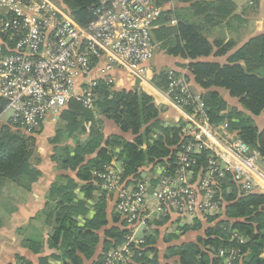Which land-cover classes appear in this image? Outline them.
Here are the masks:
<instances>
[{"label":"trees","instance_id":"1","mask_svg":"<svg viewBox=\"0 0 264 264\" xmlns=\"http://www.w3.org/2000/svg\"><path fill=\"white\" fill-rule=\"evenodd\" d=\"M100 1L62 0L73 20L83 28L95 20L94 11ZM177 1L190 4L189 9L186 13L183 9L175 13L177 26H169L172 13H164L158 22L160 30H153V40L163 42V49L169 55L192 60L189 69L200 87L205 90L225 89L231 97L239 99L243 110L256 117L264 115V34L246 43L229 58L227 65L198 62V59L215 52L218 56L227 54L233 43L225 44L218 39L211 43L208 37L225 23L230 25L234 20L241 19L234 16L236 8L233 0ZM168 74L163 72L158 75L157 87L167 90ZM99 83L98 101L94 107L97 115L114 121L123 133H132L135 140L127 142L115 136L103 147L105 138L96 113L76 101H71L60 116L63 129L58 131L53 141L57 145L53 160L61 165L63 171L74 173L76 180L63 176L52 186L44 218L51 228L48 244L58 250V258L63 264L90 261L102 242L100 232L109 226L110 220L113 227L104 231L103 253L94 264H101L109 251L126 242L129 230L126 222L115 212L114 196L97 187L93 178L94 171L104 170L112 164L115 148L121 149L118 157L125 179L139 181L143 173L154 170L158 165L172 172L182 145L189 140L183 134L184 125L165 126L158 119L159 110L146 93L115 92L104 82ZM201 97L212 124L219 126L227 122L231 132H236L253 151L264 157V130L259 132L251 117L237 109L224 113L228 106L217 93L207 92ZM6 106L7 102L0 99V115ZM89 123L92 124L89 137L81 142L79 135L87 133L86 125ZM36 135H27L11 123L4 125L0 122V189L6 181L26 179L27 186L38 181L41 173L36 167L40 162L36 153ZM70 140L76 141L73 151L68 144ZM144 146L145 150L142 149ZM207 154L203 152L199 156L197 170L206 167ZM225 174V178L220 180L216 197L221 201L219 213L207 219L210 226L204 230V236L199 237L196 243L168 248L167 259L177 257L180 264H220L219 252L235 249L240 252L236 264H264V195L245 194L233 175ZM77 190L83 194V199L77 196ZM94 200L95 204L89 205L88 201ZM109 200L113 203L112 216L109 214ZM199 221L201 219L187 225L183 233L201 231L203 225ZM168 222L166 218L147 222L149 230L144 244L132 247L133 264H160L156 247V236L160 235V231L152 232L151 229ZM234 234H239L246 243H240ZM169 237V240L176 238ZM27 245L36 254L40 253L42 243L38 238H30ZM41 262L47 264L48 259Z\"/></svg>","mask_w":264,"mask_h":264},{"label":"built area","instance_id":"2","mask_svg":"<svg viewBox=\"0 0 264 264\" xmlns=\"http://www.w3.org/2000/svg\"><path fill=\"white\" fill-rule=\"evenodd\" d=\"M162 0H101L95 20L79 26L55 0H0V99L7 102L1 116L27 135L39 133L48 118H59L71 101L93 109L99 81L94 66L107 60L106 70L119 67L145 79L156 45L153 30L163 13ZM167 94L187 113L182 145L171 172L158 165L150 178L125 179L122 163L94 171L95 185L114 196L115 212L126 222V242L101 264H133L132 247L144 244L137 230L148 221L171 214L187 220L215 217L221 201L217 191L230 173L245 194L264 195V163L227 122L212 124L201 96L185 75L169 72ZM207 152L206 167L198 159ZM151 174V171H149ZM240 243L246 240L233 235ZM238 250H221L220 264H236Z\"/></svg>","mask_w":264,"mask_h":264},{"label":"crops","instance_id":"3","mask_svg":"<svg viewBox=\"0 0 264 264\" xmlns=\"http://www.w3.org/2000/svg\"><path fill=\"white\" fill-rule=\"evenodd\" d=\"M250 1L249 5H255L256 7L259 0ZM233 2L236 8L234 16L240 18L237 5L234 0ZM161 4L163 7L161 17L166 12L172 13L171 21L168 24L169 26H177L178 22L175 13L182 9L184 10V13H186V10H188L190 6V4H183L177 0H162ZM158 22L156 23L155 30H160L161 26ZM240 24L243 23L239 20H234L230 25L225 23L222 27L215 29L208 37L211 43L215 42L217 39L224 41L225 44L230 42L233 43V48L230 49L227 54L218 56L215 52L213 55L200 58L197 61L203 63H215L222 66L227 65L229 58L239 51L246 43L254 37L264 34V32L254 34L252 31L250 32L244 27L245 24ZM154 43L156 45V50L153 58L149 62L148 73L145 79L135 78L131 76L127 70L119 67H114L112 70H106L108 67L107 60H101L94 66L91 78L93 80L104 82L115 92L139 91L149 94L159 110L158 119L164 123L165 126L175 127L184 125L185 128L188 123L187 113L177 108L171 102L167 90L160 89L156 85L158 75L163 72L166 74L174 72L179 75H185L188 78L195 95L203 96L207 92L217 93L228 106L227 111L224 113L229 112L231 109H237L252 118L259 132L264 130L263 114L258 117L252 116L250 113L243 110L239 99L231 97L230 93L225 89H203L195 82V78L190 72L189 65L192 63V60L181 56L169 55L167 51L163 49V42H155L154 40ZM87 110L96 113L95 108ZM96 118L97 120H100L102 124V135L105 138L103 147L110 138L115 136L121 137L127 142H134L135 136L132 133H123L114 121L107 119L106 117H100L97 113ZM91 127V123L86 125L87 133L79 135L78 140L84 142L88 139ZM61 129L63 128L60 124V117H50L43 126L42 131L35 136L37 141L36 153L40 161L36 167L41 173L37 182L31 184V186H27L28 181L26 179H23L20 182L6 181L0 189V264H45V262H41L44 259H48L47 264H63L60 260L61 258H58L60 256L58 250L50 248L48 244L51 228L46 225L44 218L47 198L52 186L60 182L63 176H69L76 180V175L74 173L63 171L61 165L53 160L55 155L54 150L57 147L53 141L55 140L58 131ZM151 143H153V141H151ZM68 144L73 151L76 147V141L70 140ZM142 149L145 150L146 146ZM113 152L115 157L113 158L112 163L119 167L121 161L118 156L121 153V149L117 147ZM95 156L96 155L93 157ZM261 166L264 167L263 163ZM153 173V171H151V174L145 172L147 178H150L149 175H153ZM142 176H144V173ZM76 194L79 198L83 199V194L79 190L76 191ZM98 197L99 194L96 198ZM107 198L109 199L108 196ZM88 202L89 205L92 206L95 204L96 200ZM108 203L109 214L112 216L113 203H111L110 200ZM110 219H112V217H110ZM166 219L169 221L166 225L162 227L153 226L151 229L152 232L155 230L160 231V235L156 236V247L159 251L160 264L163 263L162 261H166L168 262L166 264H169L170 261L174 259H176V264H180L179 258L177 257L171 259L166 258L168 248L172 246H180L182 244L196 243L199 237L204 236V230L210 225L207 220H201L199 221L203 225L201 231L185 234L182 230L187 225L194 224L191 220L179 218L175 214L169 215ZM197 220L199 219L192 221ZM112 227L113 222L110 220L109 226L100 232L102 242L97 248L94 257L90 261H85V264H94L98 261L103 253V244L105 241L104 231ZM194 235H197L196 241H193L195 237ZM169 236H175L176 238L169 240ZM30 238H38L40 240L42 243V247L39 251L40 253L36 254L30 246L27 245V240ZM162 247H166L163 260L161 259Z\"/></svg>","mask_w":264,"mask_h":264},{"label":"rangeland","instance_id":"4","mask_svg":"<svg viewBox=\"0 0 264 264\" xmlns=\"http://www.w3.org/2000/svg\"><path fill=\"white\" fill-rule=\"evenodd\" d=\"M57 2V4H59L62 8H65L64 3L62 2V0H55ZM236 5H237V10H238V14L240 16V18L242 19V23L240 25H244V27L246 29H248V31H252V33L254 34H260L264 32V0H259L257 2V5L255 7L254 6H250V0H234ZM9 113L6 115L1 116L0 115V122H2V124H9L10 120L8 119ZM42 131V130H41ZM40 131V132H41ZM37 146V144H36ZM262 164V163H261ZM264 165V163H263ZM146 178L147 174L144 173V176H142V178ZM240 191V190H239ZM240 193V192H239ZM212 218V217H210ZM209 220V218H202L201 220ZM207 220V222H208ZM191 222H195V221H191ZM145 225H142L138 230H137V236L140 238L142 236H145L146 232H145ZM202 233V232H201ZM204 233V232H203ZM194 239L193 241H196L197 239V235H194ZM166 252V247H162L161 250V259L163 260L164 257L163 255ZM176 259L170 261L169 264H176L175 262ZM162 264H166L168 262L166 261H162Z\"/></svg>","mask_w":264,"mask_h":264},{"label":"water","instance_id":"5","mask_svg":"<svg viewBox=\"0 0 264 264\" xmlns=\"http://www.w3.org/2000/svg\"><path fill=\"white\" fill-rule=\"evenodd\" d=\"M147 94V93H146ZM147 95H149V94H147ZM150 96V95H149ZM151 97V96H150Z\"/></svg>","mask_w":264,"mask_h":264}]
</instances>
